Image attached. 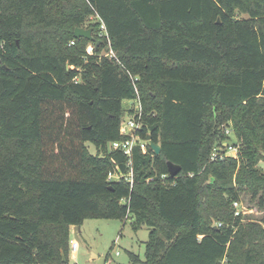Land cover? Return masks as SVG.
<instances>
[{
  "label": "trees",
  "instance_id": "trees-1",
  "mask_svg": "<svg viewBox=\"0 0 264 264\" xmlns=\"http://www.w3.org/2000/svg\"><path fill=\"white\" fill-rule=\"evenodd\" d=\"M88 2L0 0V264H64L88 217L146 225L140 264H264V216L233 207L248 194L264 208V0ZM100 23L121 64L101 54ZM127 70L139 134L160 144L134 148L131 183L107 180L112 159L129 170L107 148L136 97ZM229 126L237 155L211 159Z\"/></svg>",
  "mask_w": 264,
  "mask_h": 264
},
{
  "label": "rangeland",
  "instance_id": "rangeland-1",
  "mask_svg": "<svg viewBox=\"0 0 264 264\" xmlns=\"http://www.w3.org/2000/svg\"><path fill=\"white\" fill-rule=\"evenodd\" d=\"M239 17L247 16L246 13L236 10ZM94 15H87V20ZM86 20V21H87ZM127 100L123 102L125 106ZM133 109V107L131 108ZM131 112L129 109L122 111L121 118L127 120ZM228 138L224 142H236L237 136L230 126L225 129ZM88 151L95 153L91 143H86ZM263 157V156H262ZM257 166L264 170V157L260 158ZM264 196V191H263ZM241 204L243 208L242 218L245 221L259 220L264 216V208L258 207L257 199L251 200L248 194H242ZM131 219L88 217L81 224L69 228V249L67 262L64 264H140L132 259V254L143 260L144 243L148 237V227L141 225L134 229ZM213 224L217 223L215 220ZM77 239L78 249L75 254L70 248V240Z\"/></svg>",
  "mask_w": 264,
  "mask_h": 264
},
{
  "label": "built area",
  "instance_id": "built-area-1",
  "mask_svg": "<svg viewBox=\"0 0 264 264\" xmlns=\"http://www.w3.org/2000/svg\"><path fill=\"white\" fill-rule=\"evenodd\" d=\"M88 2V0H86ZM89 3V2H88ZM95 17V15H94ZM94 22L95 19L90 17L87 22ZM85 28V27H84ZM96 39H104L106 41V48L101 52L102 55L107 57L108 59L112 60L116 64H121L118 56L116 55L114 49L111 47L109 36L107 35L105 31V26L103 23L99 24V31L96 33ZM95 38L88 42L85 48V52L87 54H92L94 50V42L96 40ZM74 40H70L69 44H73ZM128 75L130 76V79L133 84V89L135 93V98L132 99V104L129 105L127 109L130 110L131 114L127 120L121 119L119 124V134L121 136L120 139L112 140L107 144V148L110 151L119 152L127 159V166L129 167L128 172H124L120 165L114 160H111V168L107 171V180H121L125 179L128 180L130 183L132 182V168H131V156L133 154L134 148H138L142 153H146L149 147L148 140L145 139V137H142L139 134V131L141 130L143 126V114H142V108L141 103L139 100V91L137 89V75H131L130 72L127 70ZM74 80H78V77H75ZM129 100L127 101V103ZM126 103V104H127ZM133 107V109H131ZM152 150V149H151ZM153 151V150H152ZM237 155V146L232 145V143L222 142L220 145L215 146L213 149V152L210 156L211 159H214L216 157H228V156H236ZM169 175V174H168ZM165 175H162L164 177ZM233 207H234V215L239 216L243 213V208L241 201H233ZM220 225V223H217ZM70 248L72 251H76L78 248V242L75 239L70 240ZM36 264V263H32ZM109 264V263H107Z\"/></svg>",
  "mask_w": 264,
  "mask_h": 264
},
{
  "label": "water",
  "instance_id": "water-1",
  "mask_svg": "<svg viewBox=\"0 0 264 264\" xmlns=\"http://www.w3.org/2000/svg\"><path fill=\"white\" fill-rule=\"evenodd\" d=\"M91 28H83V27H75L74 28V31H73V36L76 37V38H80V37H83V38H86L87 40H93V36L91 34ZM99 42L97 41L96 42V45L98 44ZM133 100L130 99L129 102L122 107V110H125L129 107L130 104H132ZM145 139L148 140V144H149V147L150 149L153 150V152L155 154H158L160 152V144L156 143L150 134H147L145 136ZM262 155L264 156V152H262ZM166 165H167V171H168V174L170 177H174L176 176L180 170H181V167L171 161H167L166 162Z\"/></svg>",
  "mask_w": 264,
  "mask_h": 264
},
{
  "label": "crops",
  "instance_id": "crops-1",
  "mask_svg": "<svg viewBox=\"0 0 264 264\" xmlns=\"http://www.w3.org/2000/svg\"><path fill=\"white\" fill-rule=\"evenodd\" d=\"M71 226H73V225H71ZM71 226H70V227H71ZM74 239H75V238H74ZM75 240H77V239H75ZM77 242H78V241H77ZM77 249H78V248H77ZM76 251H77V250H76ZM76 251H73V254H75V253H76Z\"/></svg>",
  "mask_w": 264,
  "mask_h": 264
}]
</instances>
